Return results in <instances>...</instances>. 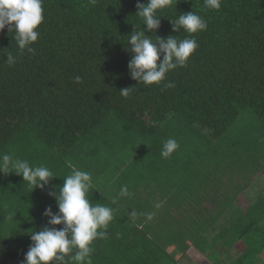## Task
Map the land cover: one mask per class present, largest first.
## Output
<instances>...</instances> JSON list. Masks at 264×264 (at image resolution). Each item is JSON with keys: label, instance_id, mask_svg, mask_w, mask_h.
<instances>
[{"label": "trees", "instance_id": "1", "mask_svg": "<svg viewBox=\"0 0 264 264\" xmlns=\"http://www.w3.org/2000/svg\"><path fill=\"white\" fill-rule=\"evenodd\" d=\"M246 110L264 123V0H0V191L14 144L39 145L38 191L62 189L19 232L0 202V264L175 263L214 227L172 210L213 175L189 171L237 163L214 150ZM112 148L98 191L69 158ZM242 216L211 241L259 252L262 218Z\"/></svg>", "mask_w": 264, "mask_h": 264}, {"label": "rangeland", "instance_id": "2", "mask_svg": "<svg viewBox=\"0 0 264 264\" xmlns=\"http://www.w3.org/2000/svg\"><path fill=\"white\" fill-rule=\"evenodd\" d=\"M173 124V117H169V119L166 121V124L160 129V131L162 133L168 134H171V132L174 133L175 125ZM197 134L200 135L199 133ZM191 136H187V143H193L196 141L201 143L203 141L199 139V137L192 138ZM162 138H165V136ZM145 141L149 142V140L147 139ZM221 142L223 143H218V145L216 146L214 150L216 151L215 153L218 156L232 157L235 161H237V163H233L235 165L231 164V166L227 167L226 171L219 168L216 169L214 165H211L205 166V171H195L193 168H191L189 172L194 178H197L198 175H208L207 173H209V175L222 174L224 176L222 177L223 181L221 188V192L223 195L235 193H231V190L229 188L223 187V185L229 184L230 176H233L235 174L234 179L239 180L240 185H242V183H244L243 177L247 175L246 179H248V185H244L243 187L239 188L240 192L238 200L243 208H248V205L254 200L253 198L256 195V199H258L259 203L252 208V210L249 212V215L251 218H262V220L259 219L260 221L257 220L256 222L257 224L259 223V226L261 227L260 231L263 233L262 235H264V123L258 120L256 115L251 110H246L238 117L235 124L230 128L228 135ZM16 145L17 144H14L15 149L13 148V152H11L7 157V160L9 161L6 160L7 164L10 162L9 165L13 168L11 169V171L13 172L14 170V172L4 183H2L4 191H0V202L3 204V206H5L4 208L8 212L9 218H11L13 221V223L9 222V227L10 225H12L11 227H13L14 229L17 227L28 229L37 224L33 220V218L36 214L35 212L37 211L38 206L42 205V208L44 209H49L52 211L56 210V201H60L59 199H57L58 196L56 195H59L62 189L59 185L58 189L57 186L50 184L45 188H41V191H38V184L33 183L32 179L34 181L39 179L40 173L42 172V161H39L38 156L40 151L39 145H33L29 150H22ZM115 155H122V152L118 151L116 153L114 148L108 149V152L103 156L97 154L86 155L84 153L80 154V152H76L72 155V157L69 156V162L73 164L75 163V166L77 165L78 168L80 167V173L83 174L86 179H89L91 183H93L94 181V187L96 190L102 191L105 189L106 191L113 185L112 181L110 180V174L115 171H112V163L116 162L113 161L115 160ZM65 160L68 162V158H66ZM103 170H106V172H104L103 174L99 173ZM227 172H229L228 175L225 174ZM230 173L234 174L232 175ZM252 176H254L253 179L251 178ZM31 181L34 184L35 189L31 185ZM198 182H202V180L199 179ZM198 182L194 181L195 189ZM47 192L53 193V195L46 196ZM242 192L249 193H247L246 195L241 194ZM14 197L16 200V204L21 203L22 207L25 210L20 208L15 209L16 206H14V209H10V207H13L14 205ZM20 198H22L21 201ZM10 203H12L13 205H10ZM23 211H25V214H23ZM218 213H216V216L219 215ZM243 214V211L239 214L238 221L243 222V220H246L245 217L243 218ZM14 217H17L19 219H14ZM219 218H221L219 220V225H214V227L209 228L210 231L216 233L221 230L220 228L225 223H229L230 214H226V217H224V215L222 214L221 217L219 216ZM259 235H261L260 232L257 233L256 237L259 238ZM249 240L253 242L252 239ZM207 241L202 240L200 247H202L203 249H200L201 252L199 251L200 253H202V256H205L206 259H208V255H210L211 257L218 260H221L222 256L225 258V260L230 258L235 260L242 254V252H244L242 240L238 241V243H236L237 241L235 240L233 241L235 244L232 247V254H230L229 247H227L224 252H217L215 250V247H210V244H208ZM251 242L246 244V251H251L254 250V248H257V243ZM220 250L223 249L220 248ZM193 251L194 249H191L189 251L190 256L192 257L191 259L190 257H183L181 253L179 254V252L175 250L176 254L173 255L176 257V259L178 258V260H176L175 263L172 262V264H191V260L194 261L192 262L193 264H213L208 260L204 261L203 258L200 259L201 255L197 251L196 254H193ZM261 256L264 257V251ZM250 259H252V257L248 256L246 257L245 261Z\"/></svg>", "mask_w": 264, "mask_h": 264}, {"label": "crops", "instance_id": "3", "mask_svg": "<svg viewBox=\"0 0 264 264\" xmlns=\"http://www.w3.org/2000/svg\"><path fill=\"white\" fill-rule=\"evenodd\" d=\"M229 172L225 173L228 175ZM230 174H234V173H230ZM226 175V177H227ZM211 179L208 178H204L203 181L204 183H201V187H200V194L198 196L199 200H195V202L191 203L189 201V203H186L185 209L180 210L177 209L175 207H173V211H182L185 214V220L190 219V218H195L198 217L199 220H201L204 223H207L208 226L210 227L211 224L213 223L214 225H219V220L221 218H219V216L221 217V215L223 214L224 217H226V214H230V218H229V223H225L220 229H224V227H230V223H233L232 221H238V216L240 213H245V212H250L252 210L253 207H255L257 199H256V195L253 198L254 200L248 205V208L245 207L243 208L242 205L239 203L238 197H239V185L240 182L237 179H234L235 174L233 176H230V182L229 184H225L223 185V187L229 188L232 192H235L234 194H226L223 195L221 192V188H222V177H224L222 174H213L210 175ZM252 179L254 178V176L251 177ZM226 183V182H225ZM243 186L245 185L244 183H242ZM263 184V183H262ZM248 185V183L246 184ZM264 187V186H263ZM255 190V189H254ZM249 192H242L241 194H246ZM254 194V191H253ZM196 196V198H197ZM219 212V213H218ZM216 213H218L219 215L216 216ZM189 214V215H188ZM211 214V215H209ZM190 216V217H187ZM221 230H219L218 232H220ZM218 232L214 233L213 231H207L205 232V236H209V241L208 244H210V247H215V250L217 252H224V250L229 247L230 248V254H232V247H230V244H227L225 242H223L222 240L219 241H211V236L213 234H218ZM262 233V232H261ZM263 234V233H262ZM264 236V235H263ZM262 236V237H263ZM264 240V239H263ZM253 242H251L250 240H242V244L244 246V252H242V254L246 253L247 256H251L252 259L250 260H243V263L241 264H264V257H262L261 255L263 254L264 251V241H262V248L261 250L258 252L256 251L259 248H254V250L251 251H246V244L251 242V243H257V239H253ZM190 247H188L187 251L182 254L183 257H190L192 259V257L190 256L189 251L191 249H194V253L196 254V251L201 255L200 259H204V261L208 260L209 262H212L213 264H233L234 261L236 259L239 258V256L233 260L232 258L230 259H226L222 256L221 260L215 259L213 257H211L210 255L208 259L205 258V256H202V253H200V249H203L202 247H200V245H196V244H192L191 241L189 242ZM259 244V242L257 243ZM227 245V246H226ZM219 248V249H218ZM223 249V250H220ZM205 250V249H204ZM200 251V252H199ZM257 253V254H256ZM180 254V253H179ZM204 254V253H203ZM252 255H255L254 257ZM212 258V259H211ZM211 259V260H210ZM245 261V262H244ZM191 260V264H193Z\"/></svg>", "mask_w": 264, "mask_h": 264}]
</instances>
